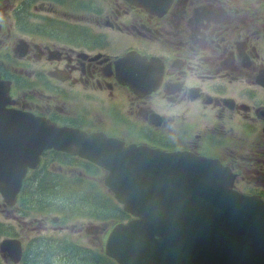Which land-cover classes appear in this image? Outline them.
<instances>
[{
	"label": "flooded vegetation",
	"instance_id": "af4514ba",
	"mask_svg": "<svg viewBox=\"0 0 264 264\" xmlns=\"http://www.w3.org/2000/svg\"><path fill=\"white\" fill-rule=\"evenodd\" d=\"M47 1L36 2L35 11L51 13L48 19L52 25H75L87 39L84 34L75 41L63 38L71 41L65 44L45 33L35 42L23 41L25 50L21 53L28 59L20 66L33 63L41 65L42 70L54 68L49 73L58 80L56 85H78L80 95H86L83 84L89 85L86 100L97 112L99 126L81 123L82 117L88 116L84 109L74 118L73 106L68 103L51 104L36 90L30 91L34 98L30 97L20 81L13 101L16 108L37 110L39 116L55 123L166 152L175 151L173 142L153 135L155 128L151 125L152 119H161L164 114L177 119L213 117L214 130L221 135L237 136V124L252 123L259 143L263 142L264 0H174L162 16L123 0H75L80 15L68 23L59 22L60 13L50 9L53 0ZM121 43L123 47L117 50ZM129 53L146 57L149 65L144 68L162 77L157 91L148 92L155 78L152 73L146 81L137 79L136 57L132 59V84L120 81L116 62ZM62 93L59 91L58 98ZM198 154L219 160L233 173L243 168L233 165V150L225 146L212 145ZM254 156L261 168L257 180L264 181V147H259ZM54 158L62 168L70 157L59 153ZM262 187L263 193L247 185L238 187L235 182L238 191L250 195L264 196ZM28 260L36 262L34 258Z\"/></svg>",
	"mask_w": 264,
	"mask_h": 264
},
{
	"label": "water",
	"instance_id": "95a60500",
	"mask_svg": "<svg viewBox=\"0 0 264 264\" xmlns=\"http://www.w3.org/2000/svg\"><path fill=\"white\" fill-rule=\"evenodd\" d=\"M125 1L162 16L174 0ZM116 65L132 83L131 57ZM144 65L136 64L138 80L150 77ZM9 91L0 78V194L8 205L16 203L28 170L54 149L101 165L109 172L105 185L138 217L107 240L105 253L119 264H264V202L233 191L234 176L219 161L60 129L7 108Z\"/></svg>",
	"mask_w": 264,
	"mask_h": 264
},
{
	"label": "rangeland",
	"instance_id": "374dc122",
	"mask_svg": "<svg viewBox=\"0 0 264 264\" xmlns=\"http://www.w3.org/2000/svg\"><path fill=\"white\" fill-rule=\"evenodd\" d=\"M19 1L0 0V19L3 17L6 19L0 24V63H5L10 69H17L21 72L20 74H12L19 75L25 80L26 85L23 87L25 94L34 98L30 94V91L36 90L43 100L51 104L58 101L68 103L73 106L72 117L74 118L80 115L84 109V115H88L91 118L83 116L81 123L98 128L100 118L96 111L89 108L88 101L86 100V95H88L90 89L89 85L83 84V94L86 95H80L81 87L78 85L74 87L71 83H65L62 86H58L54 83L51 78L52 73H49L54 68L46 67L45 71L41 69V65H34L33 63L31 66L25 68L21 66L15 67L18 60L23 61L28 59V55L14 53V49L23 41L35 42L40 39V35L48 33L52 39L69 44L71 41L63 38L75 41L80 35L84 34V37L87 39L86 34L79 31L75 25H52L48 19V16L51 17V13H42L33 9V4L36 2H49L47 0H28L23 6H18ZM65 2L64 4L57 0L50 1V9H56L60 13L58 16L59 22L68 23L70 20L74 22L79 17L80 10L75 9V0H65ZM14 11L17 13L13 14L12 12ZM122 47L123 44L121 43L117 46V50H120ZM36 61H41V59ZM39 85L43 89H46L47 86L49 92L44 93ZM56 91L63 92L60 98L52 94ZM117 101L119 102V100ZM124 117L130 118L131 116L124 115ZM161 118L163 119L161 125H153L155 128L152 133L153 135L159 138H169L174 144L173 149L190 150V154L199 153L212 145L231 148L234 156L233 165L239 164L243 167L242 169H234L238 174L235 178L238 187L247 185L263 193L262 184L264 185V181L257 180L258 175L256 173L261 168L255 163L256 158L254 154L259 147H264V138L263 142L259 143L258 140L260 138L257 135L255 125H252V123L237 124V136H234L229 133L221 135L219 132H216L213 127V117H206L204 119H177L164 114ZM76 124L78 123L76 122ZM259 126L257 124V127ZM243 132L244 135L241 139L240 135ZM122 137L129 139L128 135H123ZM81 164L82 162L79 161L76 166L61 168V172H52L50 175L56 178H61V175L73 177L75 172H81L85 175L80 168ZM53 168L60 169L57 163L52 162L48 158L47 169L51 170ZM87 173L89 176L95 177L88 179L89 185L78 188V186L71 184V190L68 189L67 183L63 184L59 180L54 181L50 179L48 175L39 174L40 181L35 182L33 185L34 193H30L28 190L30 182L36 176V174H31L26 180L27 185L23 193V205L29 206L28 213L26 214H20L17 209L3 204V201L0 200V246L9 239L23 240L24 244H27L28 250L30 245H34L35 247L39 246L40 251L44 252L47 247L56 250L62 244H66L76 249L77 257H73L75 254L71 258L67 254H59L49 259L51 264H74L81 261L82 264H85L89 254L96 257L92 261L94 264H103L101 256L104 254L107 231L111 225L115 224L113 219L122 220L126 217L124 214L117 215V213L112 218L107 219L104 217L107 204L111 203V208L118 212L122 210V207H120V204L116 202L112 193L104 186V172H89L87 170ZM76 190H78V193H89L92 199H99V206L89 204L77 211L71 208L73 213L62 216L58 211L46 208L40 199L44 198L52 203L63 200V198L77 199L79 197L71 196V192ZM28 196L31 198L30 201L27 200ZM61 217L64 218L62 222L60 221ZM34 223L35 225L32 227ZM63 223L66 224L64 225ZM79 225L86 227L81 231L78 227ZM71 227L72 230L70 229ZM63 231L67 234L66 239L65 233H62ZM81 236H83L85 241L78 243ZM0 264H5L3 254L1 253Z\"/></svg>",
	"mask_w": 264,
	"mask_h": 264
},
{
	"label": "trees",
	"instance_id": "16d2710c",
	"mask_svg": "<svg viewBox=\"0 0 264 264\" xmlns=\"http://www.w3.org/2000/svg\"><path fill=\"white\" fill-rule=\"evenodd\" d=\"M86 168H87V170L89 171V172H92V169L90 168V167H87V166H85ZM98 170V169H97ZM48 177L50 178V179H53L54 181H57V180H59V181H61L63 184H65V183H67V185H68V189H72V186H71V184L73 185H76V186H78V188H80V187H83V186H88L89 185V182H88V180H83L82 178H80V177H78V176H74V177H68V176H64V175H61V178H56V177H52L50 174H48ZM76 178V179H75ZM37 181H40V178H39V174L38 175H36L35 177H34V179L30 182V186L28 187V190L30 191V193H34L33 191V185H34V183L35 182H37ZM26 185H27V182L26 183H24V190H25V188H26ZM23 193H24V191H23ZM80 194V192L78 193V190H76V191H74V192H71V196H76V197H78V195ZM22 198H23V195H22ZM30 196H28L27 197V200L28 201H30ZM42 201H43V205L46 207V208H52V209H54V210H56V211H62L63 213H65V214H70L71 212H72V210H71V208L74 210L75 208H76V206L74 205V201L76 200V199H68V198H63V200H59V201H56V202H54V203H52V202H49V200H47V199H44V198H40ZM61 201H63V203L64 202H66L67 201V203L68 204H70V205H72V207L70 208V209H68L67 210V208L65 207V205H60V202ZM94 205H96L97 206V204H94ZM28 207V209H29V206H27ZM110 209H112L111 208V203H109V204H107V206H106V208H105V217H108V218H111V216L112 215H114V214H118V213H120V212H116V211H111ZM28 212V211H27ZM128 218V217H127ZM117 220V219H116ZM116 220L115 219H113V221H114V223H116ZM122 221V220H121ZM59 254H67L68 256H72L73 254L72 253H70L68 250H60L59 252H57V253H55V252H53V251H51V250H47V252H46V255H44V256H40V254H38V252L37 251H34V255H35V257H37L38 259H37V261L36 262H32V264H51L50 262H49V259L51 258V257H53V256H57V255H59ZM94 258L95 257H93V255H91V254H89V261L90 262H92L93 260H94Z\"/></svg>",
	"mask_w": 264,
	"mask_h": 264
}]
</instances>
